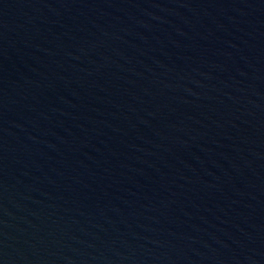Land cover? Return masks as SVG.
Here are the masks:
<instances>
[{
  "label": "water",
  "instance_id": "1",
  "mask_svg": "<svg viewBox=\"0 0 264 264\" xmlns=\"http://www.w3.org/2000/svg\"><path fill=\"white\" fill-rule=\"evenodd\" d=\"M0 264H264V0H0Z\"/></svg>",
  "mask_w": 264,
  "mask_h": 264
}]
</instances>
